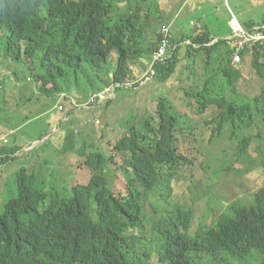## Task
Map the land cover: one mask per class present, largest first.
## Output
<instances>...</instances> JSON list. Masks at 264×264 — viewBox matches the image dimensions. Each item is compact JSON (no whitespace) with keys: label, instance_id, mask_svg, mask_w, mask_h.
Returning a JSON list of instances; mask_svg holds the SVG:
<instances>
[{"label":"trees","instance_id":"obj_1","mask_svg":"<svg viewBox=\"0 0 264 264\" xmlns=\"http://www.w3.org/2000/svg\"><path fill=\"white\" fill-rule=\"evenodd\" d=\"M153 1L0 0V66L13 69L14 77L15 69L23 70L43 98L77 89L85 99L107 88L139 90L149 64L152 80L161 84L180 85L183 68L192 79L176 97H155L156 110L130 128L120 126L112 136L103 128L100 148L70 160L59 185L39 187L34 170L19 171L16 196L0 207V264H264V186L250 205H232L214 226L194 230L193 209L172 197L178 177L193 179L205 168L200 143L206 132L210 141L224 133L238 138L237 160L227 171L242 159L264 161V90L244 97L243 73L234 65L236 56H251L264 81V37L241 48L240 37H228L232 15L250 34L264 35V4L254 16L252 0H229L225 33L207 23L188 32L172 27L168 59L159 62L153 52L161 28L154 39L146 36ZM76 106L71 102L56 121L63 123ZM56 110L65 112L62 105ZM68 132L64 153L73 145ZM2 145L0 163L7 164L19 148ZM74 168L88 179L76 178Z\"/></svg>","mask_w":264,"mask_h":264},{"label":"rangeland","instance_id":"obj_2","mask_svg":"<svg viewBox=\"0 0 264 264\" xmlns=\"http://www.w3.org/2000/svg\"><path fill=\"white\" fill-rule=\"evenodd\" d=\"M221 1L220 9L223 7L225 9L222 12L211 6L209 0H155V3L153 1V8L147 18L149 21L148 28L146 27L147 39H154L163 23H171V28L173 27L175 31L179 30L176 28L179 27L187 32L192 30L194 25L201 27L207 23L211 31L222 29L225 33L226 20L229 18L226 7L229 11L231 9L228 7L229 0L218 2ZM252 1L255 3V8L250 4L253 9L249 13L255 16L259 6L264 4V0ZM156 13L160 16L158 21ZM235 17L237 16L232 15L230 20L232 28V21L234 25L237 24ZM164 18L166 20H163ZM247 18L251 16L247 15ZM251 59L250 56L243 61L234 60V65L243 73L239 91L246 98L260 95L264 90V81L252 67ZM150 70L151 64L144 71L145 79L139 90L130 88L113 91L112 88H107L108 91L104 90V93H101L104 99L95 100L91 102L94 104L90 105V98L83 97V89L65 94L67 97L58 96L59 99L43 98L33 83L25 80L26 73L23 70L15 69L18 76L16 79L17 76L11 74L13 69L0 66V120L3 124L0 126V146H3V140L6 139L7 145L4 147L7 150L19 148L14 159H10L7 164L0 163V207L4 208L7 202L16 196L17 177L22 169L26 170L27 175L34 170L38 178L36 185L39 187L59 185L61 180L58 179V175L63 174L65 178L70 160L76 162L82 157L79 153L88 155L91 152L90 148H100L103 128L112 130L109 136L115 134V129L120 126L130 128L132 122L141 121L150 112L156 110L155 97L164 92L176 97L183 87L191 84L192 79H187L190 72L184 68L180 85L173 81L166 84L153 81ZM108 98L113 99L110 104ZM71 102L77 105L75 111L71 112L63 123H58L57 118L68 113ZM178 102L180 103L181 100ZM60 105L64 107V113L56 110ZM65 132H73V145L67 153L59 151L65 143L67 136ZM46 133L50 135L44 137L41 142L31 143ZM237 140L238 138L231 139L230 133H224L221 137L210 141V135L206 132L201 137L200 143L203 154L201 161L205 164V168H197L193 179H190L186 173L173 182V200L191 207L194 211L192 230L202 225L214 226L219 217L228 212L232 205H250L255 193L264 186V161L246 158L235 164L233 170H226L227 165L237 160V157L234 158ZM45 141L49 142L42 145ZM34 147L35 150H32ZM50 172H54L57 176L55 181L50 182L49 179L40 181L41 174L48 177ZM72 173L78 179H88L85 171L74 168ZM70 178L65 181L69 182ZM152 199L156 201L154 197ZM148 209L152 211L149 205ZM251 264H258V261L251 260Z\"/></svg>","mask_w":264,"mask_h":264},{"label":"built area","instance_id":"obj_3","mask_svg":"<svg viewBox=\"0 0 264 264\" xmlns=\"http://www.w3.org/2000/svg\"><path fill=\"white\" fill-rule=\"evenodd\" d=\"M233 30H234V35L230 38L232 39L234 37H240L241 38V41L239 42L240 48L245 44L246 41L253 40V39L258 40L264 37V35H262L261 33H259L258 35H251L250 33H245L242 27H236V28L233 27ZM160 32H161L160 44L153 52L154 59L159 62H166V60L168 59L169 48H170V45L173 39V34H171L172 33L171 23H169L168 25L161 26ZM235 59L240 60L238 56H236ZM105 90L108 91V89H105ZM101 93H104V91L100 92L99 94L92 95V97H90L89 99V104H93L91 102H94L97 98L99 99L98 101H101V99H104ZM3 143L7 144V140L4 139Z\"/></svg>","mask_w":264,"mask_h":264},{"label":"crops","instance_id":"obj_4","mask_svg":"<svg viewBox=\"0 0 264 264\" xmlns=\"http://www.w3.org/2000/svg\"><path fill=\"white\" fill-rule=\"evenodd\" d=\"M209 1H210V5L213 6L214 8H216V10H219L220 12L225 11L224 7L220 9V4H222V1L221 2H218L220 0H209ZM192 24H193V22H192Z\"/></svg>","mask_w":264,"mask_h":264},{"label":"bare ground","instance_id":"obj_5","mask_svg":"<svg viewBox=\"0 0 264 264\" xmlns=\"http://www.w3.org/2000/svg\"><path fill=\"white\" fill-rule=\"evenodd\" d=\"M228 1V0H227ZM234 16V15H233ZM236 20V19H235ZM237 21V20H236ZM234 21H232V24H233ZM237 25V26H236ZM236 25H233L234 28L236 27H242L241 24L239 23V21L237 22ZM243 28V27H242ZM233 29V28H232ZM249 33V32H248ZM255 35V34H254ZM258 35V34H257ZM231 39V38H230ZM233 39V38H232ZM246 43V42H245Z\"/></svg>","mask_w":264,"mask_h":264}]
</instances>
